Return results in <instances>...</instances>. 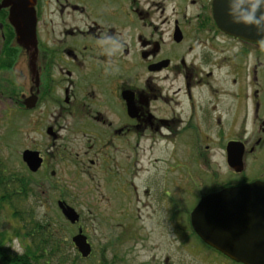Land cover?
I'll return each instance as SVG.
<instances>
[{
  "label": "flooded vegetation",
  "instance_id": "obj_1",
  "mask_svg": "<svg viewBox=\"0 0 264 264\" xmlns=\"http://www.w3.org/2000/svg\"><path fill=\"white\" fill-rule=\"evenodd\" d=\"M2 1L5 119L47 139L19 146L23 172L69 160L91 183L97 174L101 201L154 189L177 222L186 194L194 207L264 181V0H34L33 45L18 42ZM24 151L41 159L36 171ZM0 184L8 211L40 181L0 161Z\"/></svg>",
  "mask_w": 264,
  "mask_h": 264
},
{
  "label": "rangeland",
  "instance_id": "obj_2",
  "mask_svg": "<svg viewBox=\"0 0 264 264\" xmlns=\"http://www.w3.org/2000/svg\"><path fill=\"white\" fill-rule=\"evenodd\" d=\"M18 66L21 67V62H18ZM13 68L18 67L14 64ZM7 102L0 101V161L7 168L23 173L26 178L29 176L32 180L40 181L34 188V195L15 204V207L25 209L26 213L34 214L38 219H50L62 226L67 258L64 264H100L102 261L111 264H237L208 248L193 234L188 222V213L193 207L191 195H185V215L177 222L166 215L168 206L163 199L157 200L153 195L154 189L148 198L138 192V201L131 204L122 200V195H118L119 199L101 201L97 174H94L95 181L91 183L89 177L70 166L69 160L68 163L58 162V165L48 160V167L33 176L23 172L25 169H22L19 146L30 145L34 138L39 147H45L47 139L29 133V126L25 134L16 132L21 125L18 127L14 114L8 117L9 121L5 119ZM7 140H12L8 146L4 143ZM50 170L55 171L53 177L49 176ZM56 180L66 188H52L50 184ZM61 197L79 214L76 224H69L61 214L57 206V200ZM9 210V207L8 211L5 210L4 206L0 210V231L5 235L3 246L10 253L21 254L28 240L21 235L16 236L20 222ZM79 227L92 247L91 254L85 259L76 257V249L71 243V237ZM56 261L54 259L53 264Z\"/></svg>",
  "mask_w": 264,
  "mask_h": 264
},
{
  "label": "water",
  "instance_id": "obj_3",
  "mask_svg": "<svg viewBox=\"0 0 264 264\" xmlns=\"http://www.w3.org/2000/svg\"><path fill=\"white\" fill-rule=\"evenodd\" d=\"M34 0H3L2 6H10L9 20L17 40L33 45L35 40ZM228 14L215 13L220 28L227 30ZM23 161L31 171L41 163L37 153L24 151ZM57 206L63 217L75 224L79 214L63 201ZM194 233L207 246L240 264H264V181L239 187L225 188L200 198L189 215ZM71 242L82 258L91 253V245L79 228Z\"/></svg>",
  "mask_w": 264,
  "mask_h": 264
},
{
  "label": "trees",
  "instance_id": "obj_4",
  "mask_svg": "<svg viewBox=\"0 0 264 264\" xmlns=\"http://www.w3.org/2000/svg\"><path fill=\"white\" fill-rule=\"evenodd\" d=\"M27 194V190L25 189L24 199L27 198ZM1 208L2 207L0 205V209ZM9 208L13 209V217L20 222V226L16 230V236L21 235L23 239L28 240V244L26 245L25 251L21 254L10 253L8 249L3 246V239L5 235L0 231V263L53 264L54 259L57 260L56 264H64L66 262L67 258L65 257L64 244L66 241L62 233V226L55 224L50 219H38L36 215L26 213L25 209L18 210L14 204H9ZM195 236L200 242H202L197 235ZM76 257L83 259L78 253L76 254ZM100 264L111 263H105L102 261Z\"/></svg>",
  "mask_w": 264,
  "mask_h": 264
}]
</instances>
